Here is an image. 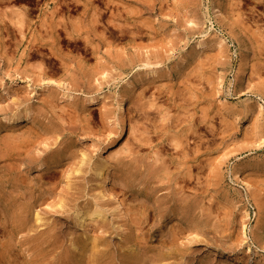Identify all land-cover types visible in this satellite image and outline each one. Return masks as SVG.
<instances>
[{
	"label": "rangeland",
	"instance_id": "374dc122",
	"mask_svg": "<svg viewBox=\"0 0 264 264\" xmlns=\"http://www.w3.org/2000/svg\"><path fill=\"white\" fill-rule=\"evenodd\" d=\"M108 158L125 236L90 171ZM244 174L264 191V0H0V264H264Z\"/></svg>",
	"mask_w": 264,
	"mask_h": 264
},
{
	"label": "bare ground",
	"instance_id": "6f19581e",
	"mask_svg": "<svg viewBox=\"0 0 264 264\" xmlns=\"http://www.w3.org/2000/svg\"><path fill=\"white\" fill-rule=\"evenodd\" d=\"M204 47L205 45L203 43H197L196 48L199 51L202 50ZM183 65L184 63L181 64V66ZM146 66L148 69L145 71L144 76L142 77L139 83H142L146 80H153V79L160 77L158 71L155 70L151 65H146ZM50 83L53 85L60 84L59 82H55V81H50ZM124 84H125L124 88L126 89V93L120 97V99L114 106V114H115L116 123L118 124L119 129L117 133L114 135L112 142L108 146L104 147V149L102 150L104 154L106 153L108 154L112 150L118 148L122 142V139L127 134L128 129H129L128 106L130 103L131 95L134 92H136L138 88V83H132L131 77L128 76ZM73 100H74V96L68 91H65L63 95L61 96L60 102L68 103V102H72ZM86 102H87V105L92 106V105L98 104V99L90 96L87 98ZM29 116H30V109L26 108L24 112L22 113V116H19V117L17 116L15 117V119L18 121L19 120L27 121L29 120ZM38 170L44 171L45 167L40 166ZM111 170H112V162H111V159L108 158V159H102L98 161L97 163H95V165L91 168L90 171L95 180V187L98 190L99 199L105 200L110 204L112 213L113 212L118 213V220L120 223L117 226V232L120 235L125 236L126 231H127L126 223L128 222V220H130L129 213L112 189ZM243 181H244L245 186H247L248 188L254 191L259 192L262 196H264V191L260 188L259 184L255 182V179H253L252 176L248 174H244ZM106 216L107 214L102 212L100 209H95L93 212L81 214L78 219V222L82 227H86L88 226V224L96 223L98 219H104ZM261 233H264V227L261 229Z\"/></svg>",
	"mask_w": 264,
	"mask_h": 264
}]
</instances>
